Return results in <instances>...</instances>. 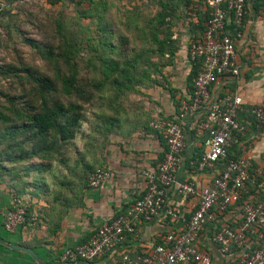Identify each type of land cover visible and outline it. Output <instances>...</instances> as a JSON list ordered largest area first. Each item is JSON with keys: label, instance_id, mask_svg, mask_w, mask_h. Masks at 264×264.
Instances as JSON below:
<instances>
[{"label": "crops", "instance_id": "1", "mask_svg": "<svg viewBox=\"0 0 264 264\" xmlns=\"http://www.w3.org/2000/svg\"><path fill=\"white\" fill-rule=\"evenodd\" d=\"M16 1L0 0L1 23L7 19ZM201 11V14L195 12L191 18V26L187 29L189 39L184 40L182 49L178 47L175 50L170 66L164 67L179 70L170 81L167 80L166 87L158 81V88L150 87L148 90L151 91H144L129 108L118 102V110L111 113L115 121L109 131L103 135L92 132L91 137L94 138L90 145L77 147L65 166L55 164L35 185H24L33 182L31 175L0 177V241L33 250L43 264H110L116 259V254H112L93 262H61L59 255L66 247L88 240L102 222L124 213L143 194L145 180L142 173L157 166L165 147L163 134L151 129L149 123L154 119H176L181 102L189 96L187 49L194 35L191 27L197 28L205 22L204 3ZM235 54L239 75L219 81L212 88V93L215 97L226 93L242 97L238 119L246 126V131L240 144L230 150V155L234 158L249 155L252 162L250 180L242 201L218 215L216 222L206 224L197 242L201 250L210 254L212 264H239V250L231 255H222L211 237L221 225L237 227L241 223L243 201L264 199V125L256 127L251 113L253 107L264 108V0H246L242 35L235 41ZM177 56L181 62L177 61ZM176 63L181 64L176 66ZM197 122L196 114L188 115L184 120L183 164L178 168L175 179L176 183L189 182L202 188L211 185L216 171H199L193 165V160L203 151V135ZM86 166L104 167L111 176L99 188L90 189L85 182ZM70 168L73 170L67 172L66 169ZM175 188L173 185L166 192L171 203L180 202ZM14 203L26 207L29 219L25 225L9 232L4 228V215ZM197 203V197L183 201L180 207L182 218L178 221L162 217L136 224L134 234L126 235L116 251L146 252L167 232L184 226L197 209ZM0 264L36 263L28 254L0 244Z\"/></svg>", "mask_w": 264, "mask_h": 264}, {"label": "built area", "instance_id": "2", "mask_svg": "<svg viewBox=\"0 0 264 264\" xmlns=\"http://www.w3.org/2000/svg\"><path fill=\"white\" fill-rule=\"evenodd\" d=\"M208 15L203 31L188 42L187 60H200L191 94L181 102L174 120L162 119L149 123L150 128L163 134L166 151L155 168L143 171L145 189L124 213L102 222L81 244L66 247L59 255L61 262H93L103 256L116 254L110 264H212L210 254L197 242L206 224L216 222L217 216L238 202L250 180L251 156L228 159V149L241 142L246 126L238 121L243 100L239 95L214 96L212 88L221 80L236 78L235 41L241 37L246 14V0H204ZM4 28L0 21V38ZM251 113L256 127L264 125V108L253 107ZM198 116L197 126L203 135V151L197 159L199 171H216L211 185L198 188L189 182L176 183L175 174L183 164L185 148L183 123L188 115ZM179 121V122H177ZM224 160H226L224 162ZM223 162V163H222ZM222 163V170L217 165ZM111 176L108 169L97 167L87 176L90 189L99 188ZM176 185L180 202L171 203L167 189ZM197 197V209L184 226L167 232L159 243L142 254L125 250L117 252L126 235L135 232L136 224L159 218L178 221L182 218L181 203ZM243 220L237 227L219 226L211 241L222 255L240 251L239 264H264V199L243 201ZM24 221V211L17 207L4 215V228L13 232Z\"/></svg>", "mask_w": 264, "mask_h": 264}, {"label": "rangeland", "instance_id": "3", "mask_svg": "<svg viewBox=\"0 0 264 264\" xmlns=\"http://www.w3.org/2000/svg\"><path fill=\"white\" fill-rule=\"evenodd\" d=\"M203 3L204 0H94L90 4H50L48 0H17L7 19L2 21L0 111L11 117L17 112H35L42 105L79 102L85 116L82 131L94 130L101 123L99 117L110 116L109 105L114 103V98L128 107L150 87L158 88V81L166 87L167 80L178 73L177 69H164L166 66L162 65L170 66L168 59L156 54L152 36L157 31V15H167L164 29L158 27L159 37L164 33L173 34L172 48L182 49L191 18L195 12L202 13ZM31 42L38 49L33 48ZM66 43L73 49L71 62L77 69L76 87L90 96L88 100L77 95L66 97L60 92L61 77L69 74L62 61ZM48 50L53 51V61L42 55ZM101 58L115 59L123 67L128 65L130 75L134 76L128 84L131 87L116 94L110 81L104 80ZM177 61L181 62L179 56ZM152 64H156L161 73ZM44 78L52 83L50 92L42 90L39 79ZM82 140L84 137L78 136L65 155L84 147ZM35 144L29 145V150L36 148Z\"/></svg>", "mask_w": 264, "mask_h": 264}, {"label": "trees", "instance_id": "4", "mask_svg": "<svg viewBox=\"0 0 264 264\" xmlns=\"http://www.w3.org/2000/svg\"><path fill=\"white\" fill-rule=\"evenodd\" d=\"M93 1L94 0H48L50 4H57L60 2H75V4L88 2V4H90L93 3ZM166 17L167 15L163 13H159L157 15V34H153L152 40L156 44V54L162 58L166 57L169 64L177 48H172L174 40L169 33H164L163 37H159V28L163 27L164 29V25L166 24ZM205 17L207 19L208 15L205 14ZM203 29L204 24L199 25L197 28L193 27L192 30L194 35L191 37V39H194L203 31ZM29 44L33 48L38 49L37 45L33 42ZM65 48L66 49L64 51V55L62 56V61L65 62L69 74L61 77L60 92L66 97L77 95L82 99L88 100L90 99V96H86L84 90L79 91L75 84L77 69L71 62L74 56L73 49L69 45V43H66ZM42 55L46 60L53 61V51L48 50ZM100 65L102 66V75L104 77V80L110 81L111 85L116 90V94H118L122 89H128L129 87H131L128 84L133 81L134 76L130 75V72L128 71V65L123 67L122 65H120L119 61L108 58H101ZM166 65L167 64L162 66ZM152 67L155 68L156 71L161 73L156 64H152ZM200 68V60L191 62L189 64L187 76L189 95L191 94L194 79ZM144 75L147 76L146 73H144ZM39 82L42 83L43 91L50 92L51 90H53V87L50 85L52 83L48 78L39 79ZM99 84L102 85V83ZM117 97L118 96H116V98ZM113 102L114 103L109 105L111 113L112 111H115V109L118 110L119 103H117V99L114 98ZM99 118H101V123L97 124L95 127L93 126L94 130L90 129L91 131H82V124L85 122V116L83 115L79 102L73 101L71 103H68L67 105L61 103L48 107L47 105H42L40 109L35 112H17L11 117L10 115H7V113L0 111V177L5 175L15 177L18 176L21 178L23 176L28 177L31 175L33 177V182H26L24 183V185H35L45 174L49 173L52 170L55 164H63L65 166V164L69 162L70 155L66 156L65 152L68 149L69 145H71L78 136L84 137L85 140L82 141H84V147H87V144L90 145L91 141L94 138L91 137L92 132L100 135L102 133L103 135L105 132L109 131L110 126H112V122L115 121V118L111 116V114L110 116L103 115ZM168 120L174 119L170 118ZM34 143H36L34 146L36 148H32L29 150V145H32ZM233 147L228 149V159L238 158L231 157L230 155V150ZM165 151L166 146L164 147L163 156ZM199 157L200 156L196 157L193 160L194 167H196L197 159ZM225 161L226 160H224V162ZM222 163H219L217 165V169L222 170ZM5 164H9L10 166L8 167ZM94 169L95 168H92L90 166H86V168L84 169L85 172L87 171L85 177L86 184L88 174ZM70 170H73V168L66 169L67 172H70ZM141 196L142 195H140L139 197ZM242 198L243 195L241 199L233 205L241 202ZM17 207L21 208L24 211V221L20 225H25L28 222L27 219H29V216L27 215L26 207L24 205H22L21 203H14V206L9 210H15V208Z\"/></svg>", "mask_w": 264, "mask_h": 264}, {"label": "water", "instance_id": "5", "mask_svg": "<svg viewBox=\"0 0 264 264\" xmlns=\"http://www.w3.org/2000/svg\"><path fill=\"white\" fill-rule=\"evenodd\" d=\"M0 244L7 246L8 248L12 250L21 251V252L28 254L36 264H43L42 261H40V259L38 258V256L34 253V251L27 247L17 246L13 244H6L2 241H0Z\"/></svg>", "mask_w": 264, "mask_h": 264}]
</instances>
